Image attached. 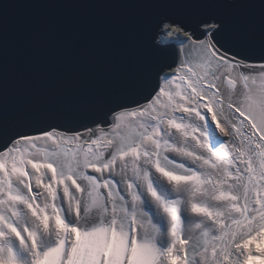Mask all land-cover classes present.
Listing matches in <instances>:
<instances>
[{"label": "snow or ice", "instance_id": "6c2138e0", "mask_svg": "<svg viewBox=\"0 0 264 264\" xmlns=\"http://www.w3.org/2000/svg\"><path fill=\"white\" fill-rule=\"evenodd\" d=\"M135 2L134 71L71 123L0 97V264H264V0Z\"/></svg>", "mask_w": 264, "mask_h": 264}, {"label": "water", "instance_id": "95a60500", "mask_svg": "<svg viewBox=\"0 0 264 264\" xmlns=\"http://www.w3.org/2000/svg\"><path fill=\"white\" fill-rule=\"evenodd\" d=\"M0 97L36 119L90 105L134 71L149 10L135 0H0Z\"/></svg>", "mask_w": 264, "mask_h": 264}]
</instances>
